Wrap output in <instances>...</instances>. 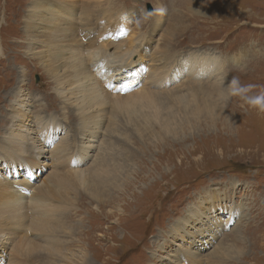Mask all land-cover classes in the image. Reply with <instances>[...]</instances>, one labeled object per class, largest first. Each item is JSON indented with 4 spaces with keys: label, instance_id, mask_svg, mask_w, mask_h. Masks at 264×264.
Here are the masks:
<instances>
[{
    "label": "rangeland",
    "instance_id": "1",
    "mask_svg": "<svg viewBox=\"0 0 264 264\" xmlns=\"http://www.w3.org/2000/svg\"><path fill=\"white\" fill-rule=\"evenodd\" d=\"M61 1L0 0V142L12 108L8 95L23 92L32 103L27 123L36 116L46 128L45 150L56 153L64 140L69 155L40 156L27 167V149L0 175L12 181L30 173L25 200L49 187L53 203L65 204L51 210L61 221L54 236L67 244L62 264H212L210 254L221 264H264V111L229 88L237 78L256 85L246 95L264 92V0ZM37 3L76 4L75 16L87 10L96 22L91 44L64 56L69 84L73 68L94 73L83 53L97 49L98 39L119 55L136 52L122 77L95 82L99 94L85 97L83 117L55 85L44 91L52 80L26 39ZM105 10L112 26L100 18ZM164 76L171 81L158 86ZM84 118L101 124L90 157L80 147ZM99 165L108 174L95 179ZM80 171L84 185L73 180ZM62 179L72 180L71 191ZM194 209L204 213L201 223L187 212ZM206 228L209 236L199 234ZM185 231L193 234L181 241ZM29 240L38 252L25 248ZM42 244L37 233L18 232L7 248L0 245V264H47Z\"/></svg>",
    "mask_w": 264,
    "mask_h": 264
},
{
    "label": "bare ground",
    "instance_id": "2",
    "mask_svg": "<svg viewBox=\"0 0 264 264\" xmlns=\"http://www.w3.org/2000/svg\"><path fill=\"white\" fill-rule=\"evenodd\" d=\"M52 1L59 2L61 0H52ZM86 8H88V5L86 6ZM30 11H31L30 14L31 18L28 19L30 23L26 25L28 29L26 39L28 40V44L30 45L28 51L30 55H33L35 53L40 54L38 56H33V58L35 57L36 60L41 61L42 69L47 74V76L51 78L50 80H52V82H49L47 84V88L44 91H48L49 86L55 85L56 87L54 91L56 92L58 97L61 98L62 102L63 103L76 102L77 105L76 111L80 116L82 117L85 116V110L82 108V106L85 105L83 104L85 97L87 98V96L90 97V95H96V93L99 92V88L97 86L98 83L95 82L96 81L99 82V80H103L104 82L105 80H107L111 82L116 78H118V76L122 77V74H124V69L127 67L126 64L131 62L130 59L133 58L132 56L136 54V52H133V50L130 48L132 51L119 55L116 52L107 49V47L109 46L103 44L105 40L102 41V39H98L96 42L98 46L97 49L86 50V52L83 53L86 59V63L89 66V69H91V72L94 73L88 75L87 71L86 73H83L82 69L73 68V72H72L73 77L72 76L70 77L71 79L74 80L73 81L74 84H69L66 68L63 69L65 67L64 65L68 62V60H66L67 58H64V56L66 54H69L70 52H71L70 54L78 53L77 55H79V53L82 52L81 47L88 46L91 44L89 42L93 40V35L95 34L94 28L95 26L97 27V25H95L96 22H91L93 21V19L89 17V13L87 10L84 11L82 17L80 15V18L75 16L76 4H55V3L38 4L37 3L31 5ZM110 14L111 13L109 10H105L101 14L100 18L102 20H107L109 24L113 20ZM32 18L35 19L34 20L35 26H32V23L34 22ZM91 23H93L94 26H92ZM118 23H121V21L119 20ZM0 54H1V45H0ZM52 61H54V63L57 65L59 69L57 73H55L54 70L52 69L53 68ZM93 77H98V78L97 80H95ZM161 78H160L161 81L158 82V86L161 85L165 86L167 83L171 81V80L167 81L166 79H164L165 76ZM89 97L88 99L92 100V97L91 98ZM8 98L10 100L12 108L10 110L9 120H7L8 124L6 131L3 133L2 142H0V151L2 152V153L0 152L1 153L0 162H3V165L2 166L0 165V169L5 170L4 167H7V169L13 168V166L15 165V159L19 157V155H24L23 157H26L25 151L27 149H28V155L30 156L29 158L32 159V160H28L27 163L23 162V165L27 167H31L32 165H34L35 162L33 158L37 159L40 156L46 157L47 158L46 160L49 161L54 160L56 157H58L59 160L67 159V156L69 155L68 151H70V149L64 147L63 146L64 144H61L64 140L63 141L61 140V142L57 145V147L59 145L60 146L58 147L56 153L53 151L55 149V148L53 149V147H52L53 150H49V149L45 150L47 148L46 132L44 131L46 130V128L43 127V125L39 121V118L38 117L36 118V116H35V120L32 122L33 125L29 124L31 120L27 123L26 118L32 117L30 113V109L32 107V103L30 99L31 97L29 98L28 94H24L23 92H10ZM87 103L89 104L90 101L88 100ZM19 110H22L21 114H18L20 113ZM89 120L90 118L89 119L84 118L82 122L85 121L86 122L83 123L81 127V131L83 130L82 132L87 133V135L83 136L84 139L82 140L83 142L80 145V147L82 149V152L86 153L87 156H89V154L93 150L97 149V147L95 146L96 143L95 141L98 138V136L102 134V132L100 131L101 124ZM96 168L97 169H95V171L92 170L94 171L93 177H95V179H98L99 177L108 174L104 166L99 165ZM8 171L6 170V172ZM26 176H30V173H27ZM26 176L22 175L21 180H17V178L15 177L14 180L12 181H9L4 176L0 177V245L2 246L5 244L4 248H7L8 243L10 242L14 234L28 229V231L37 233L42 239L43 244L41 250H43V254H45L44 256L48 258L47 264H60V263L62 264L68 261V258L65 254L66 252H68L67 244L66 242H64L63 244L57 237L54 236L56 226L61 221L51 214V210L53 209V212L56 211L57 209L61 210L62 207H65V204L60 201H58L57 204L53 203L57 201L56 199L57 195L56 194L53 195L52 193L53 190L51 191L49 187L46 193H44L41 190L39 195H37L36 197L33 196V198H31L29 201L25 200L24 198L25 194H23V192L26 191V189H28V193H30V188H29L30 186H28V183L26 182ZM73 177H74L73 180H75L76 183L80 185H84L86 183L84 174L81 171L75 172ZM62 182L67 183V187L70 186L68 192L73 189L72 180L69 179V183H68V180L65 181L64 179H62L61 183ZM43 183L41 185L42 187L45 186V184ZM100 184L101 183H99L98 185ZM42 187L39 188L43 189ZM213 203H216V200H214ZM218 205L219 204L213 205L211 208H209L208 209L209 213L211 212L213 213L216 207H218ZM187 212L191 215L192 219L196 223H201V218L204 217L203 212H200L199 209L188 210ZM66 219L67 216L65 215L64 221ZM57 220L58 223L55 226ZM193 231L196 232L197 229H193ZM206 231H207L206 234H203L202 232H200L199 234L204 236H209L208 228H206ZM192 234L193 233L191 231H185L184 236H179L178 239L183 241L184 238L191 237ZM189 242H191V240ZM25 243H26L24 244L26 246L25 248H29V251L31 252L32 250L35 251L36 248L32 246L31 240L26 241ZM36 246L38 247V245ZM12 249H10L11 252ZM16 249L14 250L16 251ZM20 249L22 251V248ZM36 251L38 252L39 249H36ZM15 253H16L15 255H18L19 251L18 253L17 251ZM83 255L86 256V254ZM191 256H192L191 253L189 251H186L184 259L189 258L190 260ZM209 257L213 260L212 264H221L222 259L218 257L217 259H215L216 258L215 254H210Z\"/></svg>",
    "mask_w": 264,
    "mask_h": 264
},
{
    "label": "clouds",
    "instance_id": "3",
    "mask_svg": "<svg viewBox=\"0 0 264 264\" xmlns=\"http://www.w3.org/2000/svg\"><path fill=\"white\" fill-rule=\"evenodd\" d=\"M256 85H240L237 78H233L229 84L230 94L239 95L244 99L250 106L258 108L260 111H264V92L256 96L246 95L251 89L255 88Z\"/></svg>",
    "mask_w": 264,
    "mask_h": 264
}]
</instances>
